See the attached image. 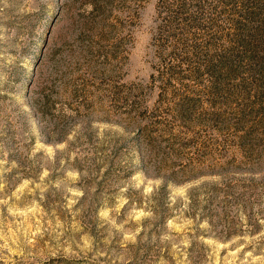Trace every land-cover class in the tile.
I'll return each mask as SVG.
<instances>
[{"label":"rangeland","instance_id":"1","mask_svg":"<svg viewBox=\"0 0 264 264\" xmlns=\"http://www.w3.org/2000/svg\"><path fill=\"white\" fill-rule=\"evenodd\" d=\"M263 27L264 0H0V264H264V124L204 67Z\"/></svg>","mask_w":264,"mask_h":264},{"label":"trees","instance_id":"2","mask_svg":"<svg viewBox=\"0 0 264 264\" xmlns=\"http://www.w3.org/2000/svg\"><path fill=\"white\" fill-rule=\"evenodd\" d=\"M258 30L238 33L226 50L211 54L204 62L210 99L217 102L223 98L221 102L228 104V98L238 94L241 99L238 112L257 119V125L264 124V31ZM243 61L248 64L245 71L251 80L234 82L240 76Z\"/></svg>","mask_w":264,"mask_h":264}]
</instances>
